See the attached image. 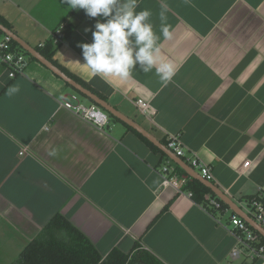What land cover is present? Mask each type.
<instances>
[{
  "label": "crops",
  "instance_id": "obj_1",
  "mask_svg": "<svg viewBox=\"0 0 264 264\" xmlns=\"http://www.w3.org/2000/svg\"><path fill=\"white\" fill-rule=\"evenodd\" d=\"M137 3L152 13L160 58L174 67L167 81L139 65L124 80L76 63H84L79 45L92 43L101 18L63 0H0V17L36 50L60 29L55 62L161 143L177 136L181 159L207 164L212 183L246 211L250 198L264 200V0ZM27 57L23 75L0 70V264L15 262L57 215L103 258L118 250L135 264L140 253L149 264H254L231 257L239 243L228 206L198 204L183 191L187 174L167 182L162 168L176 164L119 119L109 116L101 128L67 110L63 102L74 93Z\"/></svg>",
  "mask_w": 264,
  "mask_h": 264
},
{
  "label": "clouds",
  "instance_id": "obj_2",
  "mask_svg": "<svg viewBox=\"0 0 264 264\" xmlns=\"http://www.w3.org/2000/svg\"><path fill=\"white\" fill-rule=\"evenodd\" d=\"M71 9L84 10L90 18L98 19L92 31V43H83L84 65L91 74L101 77L128 79L131 71L148 73L155 69L162 81L174 73V67L160 58L159 36L150 22L149 10L137 11V0H63ZM161 20L164 13L161 12ZM91 31V29H86ZM166 39L171 38L169 26L160 29Z\"/></svg>",
  "mask_w": 264,
  "mask_h": 264
},
{
  "label": "built area",
  "instance_id": "obj_3",
  "mask_svg": "<svg viewBox=\"0 0 264 264\" xmlns=\"http://www.w3.org/2000/svg\"><path fill=\"white\" fill-rule=\"evenodd\" d=\"M61 30H57L54 34L53 43L57 46L60 40ZM13 40L9 36L5 35L0 42V70H6L8 76L11 79L16 78L19 75H23L25 69L29 64L28 57L25 53L13 47ZM40 47H44L41 45ZM136 105L143 113H150L149 104L143 100L136 101ZM63 106L77 115H80L85 120L91 122L98 127H104L109 123V115L103 111L96 104L86 105L82 102L81 95L74 93L69 100L63 102ZM168 149H170L177 157L184 158L185 151L180 139L176 136L169 138ZM23 154V153H21ZM189 165L194 170L198 171L200 175L207 181L213 182L214 176L211 172V168L200 161L197 157L193 160H189ZM249 162L244 165V168L249 166ZM162 173L165 175L167 182L173 181L174 184H178V175L175 165H165L162 168ZM168 177V179H167ZM186 182V180H183ZM248 209H246L247 215L254 219L261 227L264 228V200L261 196L257 195L253 199L248 200L246 203ZM207 209H213L219 212L229 211V208H223L222 203L217 198H209L207 203ZM231 224L235 227V235L239 243V247L233 249L231 257L233 259H239L241 256H247L254 264H264V243L262 236L255 231L246 221L241 219L235 213L230 217Z\"/></svg>",
  "mask_w": 264,
  "mask_h": 264
},
{
  "label": "trees",
  "instance_id": "obj_4",
  "mask_svg": "<svg viewBox=\"0 0 264 264\" xmlns=\"http://www.w3.org/2000/svg\"><path fill=\"white\" fill-rule=\"evenodd\" d=\"M0 24L10 29L9 24L1 17ZM70 31L71 30H68L63 36L69 35ZM0 35L3 36L1 31ZM12 44L14 48H17L29 56V54L26 53L17 43L13 41ZM56 49L57 46L53 43V41L47 43L44 48H37V50L48 61L61 69L77 83L86 89L91 90L90 86L84 81L75 77L55 62L54 55ZM31 60L35 59L31 57ZM66 86L71 88L68 84H66ZM113 119L117 120L116 118ZM128 128L136 133L153 152L161 154L164 158L168 159L163 152H161L146 138L137 133L131 127ZM162 143L165 146H168L167 140L164 139ZM175 166L179 174L186 175V173L178 165ZM183 191L189 192L198 204L205 207L209 202V198H217L201 182L193 179H189L184 186ZM253 198H250L249 200ZM217 199L222 203L223 208L227 207L224 202H222L219 198ZM262 241L264 243V238H262ZM137 257L142 264H149L148 260H146L147 258H144L143 253L138 254ZM133 259H130L128 255H125L118 250H114L106 258H103L96 248L79 231H77L64 217L57 215L43 229L41 234L24 248L18 259L12 264H135Z\"/></svg>",
  "mask_w": 264,
  "mask_h": 264
},
{
  "label": "water",
  "instance_id": "obj_5",
  "mask_svg": "<svg viewBox=\"0 0 264 264\" xmlns=\"http://www.w3.org/2000/svg\"><path fill=\"white\" fill-rule=\"evenodd\" d=\"M0 31L4 34L12 38V40L17 43L26 53L29 54L30 57L44 65L47 69H49L53 74L63 80L66 84H68L74 91L79 93L82 96L88 98L92 103L99 106L101 109L105 110L109 116H112L116 119H119L132 129H134L137 133L146 138L149 142H151L155 147H157L161 152H163L169 159H171L176 165H178L191 179L197 180L201 182L206 188H208L217 198H219L222 202H224L233 213L239 216L241 219L246 221L255 231H257L264 238V228L261 227L254 219L249 217L247 213L231 198H229L223 191H221L214 183L207 181L204 179L197 171H195L192 167L186 164L181 158L177 157L167 146L162 144L155 136L141 127L139 124L135 123L128 117L122 115L118 111H116L113 107H111L107 102L99 98L97 95L77 83L75 80L66 75L61 69L56 67L53 63L48 61L38 50L31 47L27 43H25L21 38L15 35L11 30L6 28L5 26L0 24Z\"/></svg>",
  "mask_w": 264,
  "mask_h": 264
},
{
  "label": "rangeland",
  "instance_id": "obj_6",
  "mask_svg": "<svg viewBox=\"0 0 264 264\" xmlns=\"http://www.w3.org/2000/svg\"><path fill=\"white\" fill-rule=\"evenodd\" d=\"M69 89V91L70 92H73V93H75L74 92V90L72 89V88H68ZM82 99H83V101L86 103V104H88V105H90V104H93L92 103V101H90L88 98H86V97H82ZM104 112H106L105 110H103ZM107 113V112H106ZM108 114V113H107Z\"/></svg>",
  "mask_w": 264,
  "mask_h": 264
}]
</instances>
